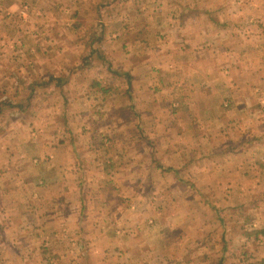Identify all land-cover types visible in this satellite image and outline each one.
<instances>
[{
    "label": "crops",
    "instance_id": "0c3cea01",
    "mask_svg": "<svg viewBox=\"0 0 264 264\" xmlns=\"http://www.w3.org/2000/svg\"><path fill=\"white\" fill-rule=\"evenodd\" d=\"M83 1L12 0L7 4L6 33L0 28V109L4 107L6 112L5 117L0 113V122L5 120L0 127L7 126L0 132V264H264L261 198L247 200L246 206L255 207L238 213L236 221L229 199L219 195L218 199L210 190L222 183L215 180L221 175L220 163L210 167L205 155H200L199 160L188 158L181 168L176 167L177 174L183 170L181 180L186 185L194 184L184 176L200 167L194 175L200 181L199 189L205 186L200 202L207 204L206 209H191L182 201L185 209L172 214L167 208L141 211L130 203L124 218L120 215L125 211L123 202L159 199L141 186L136 193L133 188L127 190L131 185L143 182L149 186L164 178L157 171L162 164L152 160L151 142L147 147L135 146L130 135L137 134L126 138L127 133L117 128L122 142L117 139L114 143L115 134L109 130L83 132L59 123L83 115L96 119L93 114L98 115L96 107L101 105L116 129L123 124L124 110L131 108L128 104L137 101L139 106H154V99H146L140 90H135L139 95L131 102L119 101L104 58L110 53L116 64L129 67L133 80L127 72L126 82L139 83V88L148 90L159 83L163 89L193 90L212 81L214 89L234 91V98H229L233 105H243L246 100L238 91L263 86L249 85L247 74L264 72V64L251 69L245 58L240 59L236 45L228 43L236 38L264 40V0H138V8L147 10L146 17L124 10L123 16L119 15L121 27L91 38L77 30L83 24L76 22ZM85 1L93 7L92 0ZM109 1L113 6L119 0ZM69 12L73 13L71 19L65 18ZM160 23L169 29L167 45L164 52L153 51L151 57H165L164 65L162 60L143 59V51L152 47L146 44L142 48L140 43L148 42L151 26ZM148 63L149 74L142 67ZM164 73L171 79L166 84L161 76ZM223 73L245 77L236 80L232 76L223 82ZM129 84L122 99L130 94ZM95 85L99 95L90 90ZM49 104L52 109L46 110ZM14 106H19L18 112L11 111ZM41 110L47 125L42 131L30 129L27 113ZM136 116L139 121L145 116L151 121L157 115L139 111ZM99 138L108 146H99ZM170 169L171 173L167 169L165 173L171 174L172 184L175 168ZM123 173L134 175V183L132 178L122 183ZM95 174V184L100 179L111 182L108 192L83 189V185H92ZM195 194L200 198L199 191ZM112 203L118 210H109Z\"/></svg>",
    "mask_w": 264,
    "mask_h": 264
},
{
    "label": "rangeland",
    "instance_id": "374dc122",
    "mask_svg": "<svg viewBox=\"0 0 264 264\" xmlns=\"http://www.w3.org/2000/svg\"><path fill=\"white\" fill-rule=\"evenodd\" d=\"M9 1L12 0H0V28L2 27L3 33H6L5 19L6 14H8L6 13V8ZM92 1L93 7L89 5L88 1L85 0L78 6L79 9L77 12H81V15L76 20V22L83 21V24L79 25L77 28L78 33H84L86 36H90V38L91 36L94 37V35L99 36V33L106 31L111 32L117 29L119 26L121 27V19H119V15L123 16L122 14L124 10L128 13H136L138 18H142V16L146 17L147 15L145 13L147 10H144L143 12L141 7L138 8V3H141L137 2L138 0H119L117 2L115 1L113 6L111 5L112 3L109 4V0H107V2L106 0ZM144 4L147 5L148 2ZM152 11L153 10H151L149 14H151ZM154 12H156L154 15H159L157 11ZM28 13L30 16V12ZM72 14V12L66 13L65 18L72 17ZM86 20H89L91 24H87L85 22ZM152 28V34L147 36L149 41L143 42L142 40V42H140L142 48L146 44L149 47H152L150 50L143 51V59H152L155 60L154 62H156V59L157 62L162 60L160 62L161 65L167 64L165 57L158 55L156 58H154L151 57V54L153 51L156 53L160 51L164 52L169 34L168 26L167 24L160 23L152 25L151 29ZM228 44L236 45L235 50H239L240 59L243 60L245 58V64H247L248 67H251V69L264 64V40L258 39L257 37H254L252 40L236 38L233 42ZM89 50L90 48H88L87 51ZM133 50H135L134 46ZM140 51H142V49H140ZM111 55V53L108 56L105 55L104 58L109 66L110 71L107 72L108 76L110 75L108 79L114 82L112 84L116 87V90L114 91H116V94L120 96L119 101L131 102L133 97H137V94L139 95V93H135V90H140L142 91V96L146 97V99H154V106H152L150 103L139 106L137 101H134L135 104H128V106L131 108L124 110V113L121 115L123 124L119 127H116V129L114 127L115 124L113 118H107L105 112L103 111L104 108L101 105H97L96 107L98 115L95 116V114H93V117L96 119L88 120L87 116L83 115L80 119L75 118L71 122L59 123L60 125L63 123V125L67 127L74 126L75 129H78L79 131L81 130L83 132H88L90 129L103 130L104 132L109 130L115 134L114 143H116L117 139H120L119 143L122 142V137L116 135L117 128L120 130L123 129L127 133L126 138L132 133L137 134L138 136L130 135V138L134 139L132 144L135 146L140 145L147 147V143L151 142L152 160L155 158L158 164H162L161 167L157 165V171L159 174L161 173L164 178H161L162 180H160V182L158 181L156 184L153 182V184L149 186L144 185L143 182L140 185L136 184L126 186H128L127 190L130 192H132L131 188H133L135 193L137 192L138 187L141 186L145 193L158 195L159 199H154L152 202H143L139 199H136L134 202H123L125 211L120 215L124 217V215L127 214L126 207H128L130 203H133L134 206L136 205L135 208L137 207L141 211L144 209L149 210L155 208H167V210H173L172 214H176L177 212L185 209L186 204H183L182 201L188 202L191 205V209H206L207 204L200 202V200L203 198L202 190L205 188V186H202L199 189L200 185H198V183L200 181L198 180V177L194 175V173H196L200 167L192 168L190 176L187 174L184 176L194 185H186L182 183V169H179L178 174L176 172V167L179 166V168H181L182 166H180V164H183L185 160L192 158L194 161H197L199 160L198 158H201L200 155H205V163L209 164L210 167H212L213 163L221 164V175L219 178H217L216 175L215 180H220L222 183L211 186L210 190L213 194H217L215 196L218 199L220 198L219 196H221V198L229 199L228 204H230L229 206L231 207V211L234 214V219L236 221H238V213L241 214V212L246 211V209L249 211L251 208L255 207L246 206L249 205L248 202H246L247 200L253 202L256 200V198H261L262 202L258 207L261 209L264 208V72L247 74L250 77L249 79H251V83L249 85L263 84V86L254 89H240L238 93L245 98L246 103L241 106H235L229 99L231 96L234 98L236 95L234 91H229L226 89L224 90V88H220V90L214 89L212 85L214 82L212 81L205 83V85L200 89L193 90L187 88L182 90L176 88L172 90L171 88L163 89L158 86L161 85L159 83L158 85L155 83L156 87L153 86L151 89L146 90L144 87L139 88V83L134 85V82H131L129 84L126 82L125 76V73L128 72L127 69L129 67L123 66L122 64H116V59H112L110 57ZM239 63L236 61L235 64L240 66ZM178 66L179 69L183 68L180 67L181 64ZM142 67L145 69V72L149 74V63L143 65ZM162 74L161 76H165L163 78L165 84L167 81L170 82L171 79H167V73H164L166 75ZM181 74L184 75L185 73L183 72ZM127 75L131 76L132 81V73L128 72ZM232 76H235L236 80L241 76L245 77L243 74L227 75L223 73V82H228L231 80ZM89 78L91 81L93 80L92 76ZM94 81L96 80L94 79ZM127 84L130 85V94H126V97L123 96L124 99H122L121 95H123L124 88L128 87ZM228 86L229 85H226L224 87L227 88ZM231 86L232 85H230L229 88H231ZM97 88L98 87L95 85L94 87H91L90 90L95 92V95H99V89ZM25 93L26 92H23V95ZM190 93L192 94L190 95ZM248 96H250V98H247ZM218 97L220 100H222V102L218 103ZM185 98H190L191 100H187ZM59 100H61V98ZM39 106L43 107L45 105L40 104ZM93 108L90 110H93ZM45 109L51 110V104L47 105ZM11 111L18 112L19 106H14ZM139 111L143 112V114L146 112V115H149V112H154L155 116H157L155 117V120L153 118V120L150 121L149 118L147 119V116H145L142 117L141 121H139L136 118V113ZM35 112L36 113L34 114H31L30 111L27 113L31 122L30 129L34 128L35 131H42V129L47 125L48 121L45 118L44 112L42 110ZM0 113L2 114V117L6 116L4 107L0 109ZM198 115L202 118H199ZM205 116L206 118L203 119ZM3 122H5V120H2L0 123ZM6 127L7 126H1L0 132H3L2 130H4ZM58 129L59 128L56 129V132H58ZM54 130L55 128H52L51 132ZM250 130L251 132H248ZM75 132H77V130H75ZM139 134L142 136L143 134H147V137L143 136V138H141V135ZM6 138L7 140L13 139V137ZM97 140V144L99 146H108L106 141H101L102 138ZM83 144L84 142L79 144V146L83 147ZM110 144H112V142ZM182 147L184 149H182ZM217 148H221V150L216 151L215 149ZM136 156H139L140 159L144 158L143 155L136 154ZM147 158L149 160V156H147ZM171 166L175 168L172 170L175 172L172 184L171 174L166 175L165 173L166 169L168 173H171ZM52 171L53 170H51V172ZM90 171L92 172V170ZM134 174L138 173L134 172ZM245 174L248 176V178H245ZM122 175L125 176L124 179H120L122 183H124L125 180H131V178V184L134 183V175L133 177L126 173H123ZM86 176L80 175L79 178H84ZM97 179V175L95 174V179H93L92 185L86 184L87 179H84L86 185H83V189L89 192H95L101 189L105 192H108L109 187H111V182L106 179H100V181L95 184ZM196 191L200 192V198L195 194ZM113 204L114 203H112V205L109 207V210H118L117 207H113ZM137 213L140 214L139 211H137Z\"/></svg>",
    "mask_w": 264,
    "mask_h": 264
}]
</instances>
